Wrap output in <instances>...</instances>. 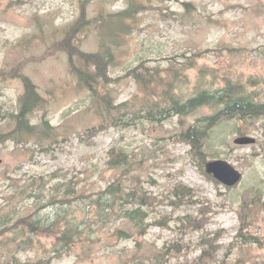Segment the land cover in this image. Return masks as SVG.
Here are the masks:
<instances>
[{"label": "rangeland", "instance_id": "rangeland-1", "mask_svg": "<svg viewBox=\"0 0 264 264\" xmlns=\"http://www.w3.org/2000/svg\"><path fill=\"white\" fill-rule=\"evenodd\" d=\"M130 1L0 0V72L6 74L0 80V133L14 129L9 114L18 110L21 78L27 77L45 102L31 113L32 123L45 118L58 138L44 147L35 139L0 142V264L11 258L16 264H264V117L212 128L206 162L221 158L242 174L228 188L193 165L189 144L170 138L217 107L205 103L163 122L131 121L130 113L143 110L146 100H159L165 85L154 82V92L144 91L126 74L145 59L147 66L158 65L162 77L178 74L172 89L182 99L231 78L264 102V0H133L146 7L126 21L132 28L112 44V27L103 37L100 14H116ZM82 18L89 24L73 38L78 49L94 53L104 39L112 51L107 73L113 80L100 84L94 96L71 73L68 54L55 48ZM107 93L116 104L127 102L124 123L85 137L87 128L108 117L102 99ZM243 135L255 143L233 142ZM111 148L131 153L133 165L110 168ZM115 180L152 194L141 223L144 235L124 217L138 207L133 202L105 200L97 215V193ZM35 183L38 200L30 196ZM178 184L192 188L194 197L172 206L168 197ZM66 188L72 193L63 197ZM38 219L29 234L25 225ZM68 222L79 227V238L54 252L55 235ZM204 239L212 242L209 257H201L208 247Z\"/></svg>", "mask_w": 264, "mask_h": 264}, {"label": "trees", "instance_id": "trees-1", "mask_svg": "<svg viewBox=\"0 0 264 264\" xmlns=\"http://www.w3.org/2000/svg\"><path fill=\"white\" fill-rule=\"evenodd\" d=\"M146 7V3L133 1L131 0L129 6L126 9L119 11L116 14H107L98 19V23L102 29V36L110 33H107V27H112L111 33L114 37H108L112 44L118 45L119 32L127 33L132 28L131 23H126V21L136 13L142 11ZM86 20L81 19V22H75L70 25L66 30L65 37L61 40L56 46V50H63L68 54V61L71 67V73L78 78L79 85L83 88H87L91 96H94L97 92V87L103 83H109L113 78L107 73L108 63L111 61L112 51L110 48V42L101 39V45L99 50L94 53L81 52L78 49V41L75 44L73 38L79 33V30L82 26L89 24L85 22ZM75 34V35H74ZM104 37V36H103ZM76 61H78L76 63ZM146 60L141 59L140 63L127 71L126 74L133 76L136 82L142 86L144 91L152 89V84L160 83L164 84L165 87L162 90V97L157 101L146 100L143 110H134L130 113L131 121H134L135 118L143 119L144 121L158 122L165 121L170 119L173 115L182 116V114L189 113L197 108L198 106L206 104H214L217 107L214 113L206 114V116L197 118L194 124L189 125L188 127L182 129L179 133L171 135L170 138H173L179 142H185L191 146L189 154L192 156L191 159L193 165L200 168L202 174L214 182H218L211 174H207L204 171V165L206 163V141L208 136L211 133L213 127L218 125L221 121H226L230 119H247V118H259L264 117V102L256 101L252 98L253 94L245 91L242 83L232 81L231 78L226 79L223 87H219L215 90L210 89H199L193 93L192 97L182 99V97L176 95L173 91V82L175 79H178V74H174L172 79L170 77H162V73L159 72L158 65L156 67H150L146 65ZM192 63H184V66H192ZM171 70V69H170ZM0 72V80L6 74ZM24 83L23 91L24 93L18 97V110L17 112L10 113L9 116L12 117L15 121L14 129L9 130L5 133H0V142L5 140H13L16 144H27L30 140L35 139L38 146H45L47 142H56V134L52 131V125H49L48 120L43 118L41 122L36 125L32 123L31 113L34 110L41 109L44 106V99L36 90L35 85L27 77L21 78ZM172 79V80H170ZM152 92L154 90L152 89ZM104 100L105 111L108 112V117H105L104 120L100 121L98 125H94L84 133L85 137H92L93 135L99 133V131L110 128V126H120L123 122V116L126 111L122 112L121 110L126 108L127 102H121L116 104V99H113L112 96L107 95L102 98ZM144 103V102H143ZM142 106V105H141ZM116 110L115 115H111V111ZM109 166L110 168L121 167L124 165L132 166L133 158L131 153L122 148H111L109 151ZM40 184H34V188L30 196L40 199V194H37L39 190L37 187ZM232 188V187H228ZM52 190L58 191V185H53ZM72 192L66 188L63 197L71 194ZM57 195L59 192L56 193ZM98 198L94 201L99 208L97 215L102 216L104 210L105 200L108 202L112 201L111 199H117L119 201H124L126 203L133 202L135 208L127 209L124 217L129 218V220L134 224L135 229L139 230L140 235H144L147 229L143 224L147 210L152 202V194L147 193L144 189L136 188L128 189L126 186H122V183L118 180L113 181L107 188L101 189L97 193ZM56 196V195H54ZM51 196V197H54ZM108 199H105V198ZM155 197V196H154ZM194 197V191L187 185L178 184L171 190V194L168 197L169 204L172 206L180 205L181 202L185 199H191ZM58 201V200H57ZM63 202V201H58ZM67 202V201H66ZM155 202L157 198L155 197ZM247 201L244 199V204L246 205ZM264 203V202H263ZM109 204V203H108ZM242 206V212L244 211ZM242 214V219L245 221V216ZM186 218L180 220L184 221ZM22 222V220H20ZM39 219L32 221L25 225L27 230L31 232L34 231L35 227L39 226ZM160 224V223H159ZM55 224H53L54 226ZM19 231H23V228H20ZM119 234L127 235V232L124 230H117ZM22 232L21 234H23ZM79 227L76 225L71 226L70 222L63 227L62 230H59L55 235V241L53 246L54 252L66 251L70 248L71 245L79 238ZM32 236L27 238V241H31ZM208 245L207 249H203L201 257L211 256V247L212 242L208 239H204ZM8 261V263L1 264H16V259Z\"/></svg>", "mask_w": 264, "mask_h": 264}, {"label": "water", "instance_id": "water-1", "mask_svg": "<svg viewBox=\"0 0 264 264\" xmlns=\"http://www.w3.org/2000/svg\"><path fill=\"white\" fill-rule=\"evenodd\" d=\"M233 142L238 145L253 144L255 143V139L251 136L243 135L236 137ZM204 167L207 174H211L213 178L226 187H233V185L239 183L242 179L241 172L228 161L221 158L208 160Z\"/></svg>", "mask_w": 264, "mask_h": 264}]
</instances>
